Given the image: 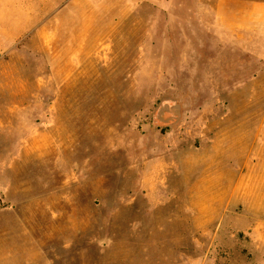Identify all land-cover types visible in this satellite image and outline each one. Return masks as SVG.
<instances>
[{"label": "rangeland", "instance_id": "1", "mask_svg": "<svg viewBox=\"0 0 264 264\" xmlns=\"http://www.w3.org/2000/svg\"><path fill=\"white\" fill-rule=\"evenodd\" d=\"M261 4L0 0V264H264Z\"/></svg>", "mask_w": 264, "mask_h": 264}, {"label": "crops", "instance_id": "2", "mask_svg": "<svg viewBox=\"0 0 264 264\" xmlns=\"http://www.w3.org/2000/svg\"><path fill=\"white\" fill-rule=\"evenodd\" d=\"M262 6H256L254 5L250 10H248V13L246 12V16H249L251 18L252 24H261L264 25V4H261ZM263 9H261V8Z\"/></svg>", "mask_w": 264, "mask_h": 264}]
</instances>
